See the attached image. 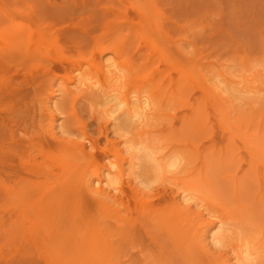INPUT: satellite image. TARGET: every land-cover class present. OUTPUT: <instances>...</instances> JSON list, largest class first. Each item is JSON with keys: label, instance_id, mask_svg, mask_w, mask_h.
Instances as JSON below:
<instances>
[{"label": "rangeland", "instance_id": "rangeland-1", "mask_svg": "<svg viewBox=\"0 0 264 264\" xmlns=\"http://www.w3.org/2000/svg\"><path fill=\"white\" fill-rule=\"evenodd\" d=\"M137 98L147 114L124 123ZM216 123L264 160V0H0V264H147L151 235L144 217L133 228L126 185L192 205L211 264H264V191L235 144L217 146Z\"/></svg>", "mask_w": 264, "mask_h": 264}, {"label": "bare ground", "instance_id": "bare-ground-1", "mask_svg": "<svg viewBox=\"0 0 264 264\" xmlns=\"http://www.w3.org/2000/svg\"><path fill=\"white\" fill-rule=\"evenodd\" d=\"M131 12L133 14L134 21L137 23V25L141 29H145L146 25H147V21H148V15L146 14V12L142 8H138V7H133ZM37 37H38L39 42L42 45H44V47L48 48L50 50L51 54L54 56L57 69H59L61 71L65 70L66 72H68L66 69H68V67H70V65L72 64V61L69 59L71 57L68 58V56L66 57V56L58 53L56 51V48H55L56 46L54 45V43L48 37H46L42 31L37 32ZM110 38H112V37H110ZM113 44H115V43H113ZM94 55H96V54H94ZM97 55H98V53H97ZM176 55L178 57V54H176ZM98 58H99V56H98ZM161 60H163L162 61L163 65L165 67L169 68L171 70V73H173V75H175L178 71L182 70V68H183V62L178 58L177 59L167 58V57L163 56ZM55 61H53V63ZM48 62H50V61L48 60L47 63ZM93 63H94V61H93ZM48 65H49V63H48ZM76 65H78V64H76ZM96 65H97L96 67H98L100 71L105 73V69H104L105 65L102 63V61H100V59L96 61ZM51 66H52V64H51ZM54 67L55 66H53V68ZM55 69H56V67H55ZM59 70H58V72H59ZM100 74H101V72H100ZM97 84H98V82H97ZM196 90L199 94L201 93L204 95V97L207 100L206 103H207L211 113L214 115L215 114V106H214V103L212 101L210 93L207 90L202 89V87H200V85L196 86ZM104 92L107 93L106 90H104ZM177 96L180 97L179 93H177ZM192 96H193V94H192ZM191 103H192V101H191ZM148 106H149V103H147L146 100H142L141 98H137L133 102V106L131 104H129L127 110L122 111L119 114V116H122V118H123L122 121L124 123L130 124L131 121L133 120V118H143V116H145L147 114L145 111H146V108ZM179 107L182 110L183 105H182L181 101L179 102ZM185 107L186 106H184V108H183V110L185 112H192L193 111L192 108H189V107L185 108ZM178 114H179V112H178ZM213 119L214 120L216 119L215 115L213 116ZM214 131L220 136L219 139L215 142L220 149L228 150L232 147V144L236 145L237 150L239 151L242 163H243V167L241 166L242 170H241V168H239L242 171V172L241 171L240 172L242 173L243 178L245 180H247L253 176H256L259 180V186L261 188V192L264 191V160L260 156V154L257 153L255 150H253L248 145V143L246 141H244L243 139H241L237 135H234L235 139H234V143H232L230 141L228 132L222 126L218 125L217 123L214 124ZM190 143H192V141H190ZM101 156H103V155H101ZM58 170H56V172ZM232 175H234V173ZM68 181H69V179H67V182ZM131 189L128 188V186L126 185V190L125 189L124 190H125V192L127 191V196L125 197L124 202H125V205L127 206L128 210H129L128 214L130 213L129 217L131 218L132 226H133V228H135V230L140 231V228H142V226L144 227V225H143V217H144L146 220L145 224L148 227V232L151 235L152 242L150 243V245L151 246L153 245V247L151 248L149 246V248L147 250L145 248L138 250L139 254H145V252H147L149 254V256L151 257V260L147 264H169L168 262H166V259H165L166 257H170L171 259H176L179 262V264H211V258L213 257V255L216 254L215 251L213 250V248L211 246H209L208 244H204L203 240L201 238H197V237L191 235V232L193 229V226H192L193 219L190 218V215L195 213L193 211L192 205H187V206L183 205V203L180 201L179 196L174 195L170 189H163V190L159 189L160 193L157 194V198L155 200L140 197L137 190L136 191L133 190L131 192L130 191ZM91 190L95 191L94 189H91ZM101 191L102 190H100L99 193ZM184 201H187V198H184ZM87 205H88V203H87ZM88 206H90V205H88ZM86 210H88V209H86ZM89 212H90V210L88 211V213ZM194 226H195V224H194ZM228 241H229V237L224 236L222 240L216 239L215 244H217L219 242L220 246L223 247L227 244ZM245 241H246V239H245ZM153 248H155V249H153ZM138 251H137V253H138ZM171 259H170V262L172 264L173 261Z\"/></svg>", "mask_w": 264, "mask_h": 264}]
</instances>
